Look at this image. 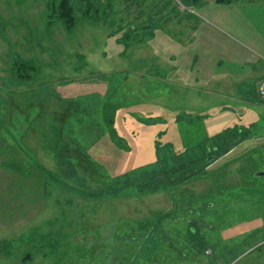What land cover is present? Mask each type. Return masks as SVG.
I'll return each mask as SVG.
<instances>
[{"label": "rangeland", "instance_id": "rangeland-1", "mask_svg": "<svg viewBox=\"0 0 264 264\" xmlns=\"http://www.w3.org/2000/svg\"><path fill=\"white\" fill-rule=\"evenodd\" d=\"M113 1L108 22L82 19L67 33L48 26L47 0H0V104L8 96L26 116L43 104L25 140L20 126L35 130L34 121L0 110V264H264V108L250 103L252 72L264 63V3ZM109 2L98 0L100 10ZM190 6L215 15L219 41L240 52L242 62L214 70L223 81L188 78L201 72L188 58L214 47L209 34L183 44ZM127 32L137 34L131 44ZM18 58L39 66L35 79L12 74ZM112 114L119 143L103 119ZM235 126L255 139L206 175L141 193L169 147L182 153Z\"/></svg>", "mask_w": 264, "mask_h": 264}, {"label": "trees", "instance_id": "trees-1", "mask_svg": "<svg viewBox=\"0 0 264 264\" xmlns=\"http://www.w3.org/2000/svg\"><path fill=\"white\" fill-rule=\"evenodd\" d=\"M126 1L128 4L132 3L134 7H138L135 0ZM215 1L218 3H225L228 0ZM155 2L156 0L151 1L154 9L157 8ZM113 3L114 1L110 0L108 3L109 9L105 8V11H101L100 9L102 6L100 3L98 4V0H47V24L48 26L50 25L49 27L55 24H61L67 33H72L82 19H93L98 22L106 23L109 20L108 15L110 11H113ZM150 28H155V26L152 25ZM135 37H137V34L135 36L127 32L121 39H127L128 43L131 44L135 41ZM40 71L39 66L32 59L25 60L23 58H18L14 61L12 66V74L22 82L35 79ZM104 116V123L109 128L113 139L117 141L118 136L115 131L110 128L112 121H115L114 115L112 114V116H110L109 123L106 119V115ZM243 135H246L245 132H242L235 126L226 130L220 136L211 137V139L207 138L204 142L196 146L185 148L182 153H177L173 148L169 147L167 153L161 155L158 159L159 163H154L158 164L161 169L151 171L149 177L144 178V182L140 188L141 193H151L154 191L176 188L198 176L206 175L215 168L213 166L215 163L225 157L229 152H233L241 143L246 141ZM117 143L119 142L117 141ZM243 150H245V152L249 151L247 148ZM151 165L152 164H150V166ZM146 168H149V164L144 166V169ZM258 250H260V248H258Z\"/></svg>", "mask_w": 264, "mask_h": 264}, {"label": "crops", "instance_id": "crops-1", "mask_svg": "<svg viewBox=\"0 0 264 264\" xmlns=\"http://www.w3.org/2000/svg\"><path fill=\"white\" fill-rule=\"evenodd\" d=\"M190 1H192L193 3H196V4H201V1H199V0H190ZM238 1L239 0H236L235 2L237 4L241 3V2H238ZM216 3H218V2H216ZM232 3H226V4H230L231 5ZM262 3H264V0L263 1L260 0V4H262ZM208 4H210L209 1L206 2L205 4L201 5V6L208 5ZM223 4H225V3H223ZM242 4H246V3L242 2ZM186 9L187 10L185 12H186L187 15L183 14V44L184 43L188 44V43H191V42L197 43V42L201 41L202 39H204L206 36H208V34L211 37V39L213 40V42H214V47L211 48L212 49L211 53L210 52L206 53L208 51V49H203L201 51L199 50L196 54L193 55V57H189L190 59L188 58V63H189V65L192 68L201 70V72H200L201 74L199 72H197V74L194 73V72H189L188 73V78L189 77L193 78L194 82H196V80L199 79V81L196 82V83L192 82L194 84L207 83V85H210V84H214L216 82L223 81L224 77L223 76L218 77L216 75V73L214 72V70H218L219 68H221L222 64L225 63V62L228 63V64H231L233 66L236 65V63L238 61L242 62V57L240 56V52H238L239 51L238 48H233V46H229L228 47L225 42L219 41L218 37L216 36V34H218V32L212 30L211 28L217 29V30H219L221 32H225V31H223L221 29V27H220L221 24L220 23H216V22L213 21V19H211V18H215V15L208 14V13H205V12H204V14H202V13H198V12L192 11L191 6L190 7H186ZM183 11H184V8H183ZM205 15H208L209 19L206 18ZM221 16L222 15H220V17ZM205 24H207L208 26H211V27H206ZM208 29H210V30H208ZM198 33H201V35H199ZM229 54L231 56L229 57V59L227 61L225 59L228 58ZM261 54H262L261 58L264 60V52L261 53ZM252 73H255L257 75V78H256L255 82H256V93L258 94L257 80L260 79V78H264V63H262L260 69H256ZM228 74L231 75L230 73H227L226 76ZM183 78L185 80H187V78L185 76H183ZM217 78H220L221 80H216ZM242 78L243 77H240L239 79H242ZM239 79H237L233 84H235L236 82H239L240 81ZM258 97H259V94L257 96V100L255 102L251 101L250 103L251 104H256L257 106H261L262 105V108H264V106H263L264 105V101L260 97L259 98ZM7 98H8V96H4L3 99L1 98V100L4 101V105L2 103L0 104V110L1 109L4 110V112L6 114V117L8 119H11V117L13 115V112L15 114H16V112H19L18 115L20 117H22V118L26 117L25 122H28V120H29L28 117H30V120L32 122L34 121V123H35V126H36L35 130H33V126L30 125V124H29V128H28L27 125H24L23 123L21 124L20 129H22V127H24L25 128V132H26L25 135H23V139L24 140L28 139V133L32 134L33 132H35V134H36L37 133V128H38L37 127L38 121H40V120H38L39 112L42 114L40 106L43 105V104H38L36 101H35V103H31L30 104L31 108H35L33 110V111H35V114L34 115H30V116L27 115L28 116L27 117L26 113L29 112V111L27 110V112H25V110L22 109L23 107H21L22 104L17 105L15 103L16 101H9L8 102ZM12 104H14L15 106L12 107ZM10 109H13V110H10ZM25 109H28V107L25 108ZM11 124L13 125L12 122H11ZM41 125H42L41 130L44 133V130H43L44 126H43V124H41ZM0 126H2V121L1 120H0ZM238 128H239V130H241L240 127H238ZM2 129H0L1 133H2ZM244 130L245 129H242L241 131L245 132V134H247V132L251 133L248 130H246V131H244ZM83 131L85 132L84 128H83ZM17 132H19L18 134H19V137H20V130L18 129ZM42 132H41V136H42V141H43ZM53 132H54V130H53ZM58 133H59V131H58ZM85 133H87V132H85ZM254 137L255 136L253 134V136L250 137L249 139H247L246 141L254 140L255 139ZM3 139L4 140L7 139L8 140V144L10 146L15 145V144H13V138L11 136V132L8 129H6L5 127H4ZM59 140H60V138H58V140H56V141L59 142ZM89 140H91V138ZM246 141H244L243 143H245ZM243 143H241V144H243ZM58 144L59 143H57V146H58ZM251 147H252V144L250 146H248L247 149H249ZM39 148H40V150H42L44 148V146L39 147ZM0 149L5 151L4 147L3 148L0 147ZM10 171H12V170H10ZM186 258L187 257H184L183 260H185Z\"/></svg>", "mask_w": 264, "mask_h": 264}, {"label": "built area", "instance_id": "built-area-1", "mask_svg": "<svg viewBox=\"0 0 264 264\" xmlns=\"http://www.w3.org/2000/svg\"><path fill=\"white\" fill-rule=\"evenodd\" d=\"M257 90L259 97L264 101V78H261L257 81Z\"/></svg>", "mask_w": 264, "mask_h": 264}, {"label": "water", "instance_id": "water-1", "mask_svg": "<svg viewBox=\"0 0 264 264\" xmlns=\"http://www.w3.org/2000/svg\"><path fill=\"white\" fill-rule=\"evenodd\" d=\"M259 176H264V172H261V173L259 174Z\"/></svg>", "mask_w": 264, "mask_h": 264}]
</instances>
